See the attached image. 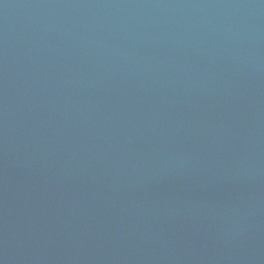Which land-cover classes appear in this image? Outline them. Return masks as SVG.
Segmentation results:
<instances>
[{"label": "water", "instance_id": "obj_1", "mask_svg": "<svg viewBox=\"0 0 264 264\" xmlns=\"http://www.w3.org/2000/svg\"><path fill=\"white\" fill-rule=\"evenodd\" d=\"M0 264H264V0H0Z\"/></svg>", "mask_w": 264, "mask_h": 264}]
</instances>
